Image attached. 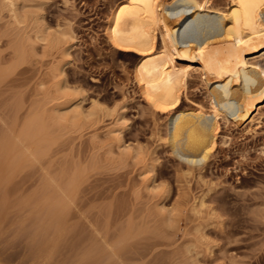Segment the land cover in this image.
Segmentation results:
<instances>
[{"label":"rangeland","instance_id":"1","mask_svg":"<svg viewBox=\"0 0 264 264\" xmlns=\"http://www.w3.org/2000/svg\"><path fill=\"white\" fill-rule=\"evenodd\" d=\"M119 1L0 0V263L264 264V102L187 168L107 36Z\"/></svg>","mask_w":264,"mask_h":264},{"label":"bare ground","instance_id":"2","mask_svg":"<svg viewBox=\"0 0 264 264\" xmlns=\"http://www.w3.org/2000/svg\"><path fill=\"white\" fill-rule=\"evenodd\" d=\"M230 3L221 9L212 0H120L108 20L109 40L141 55L136 81L167 114L166 143L187 168L207 162L220 119L251 124L264 102V66L248 59L264 51V0ZM193 69L208 87L209 113L181 108Z\"/></svg>","mask_w":264,"mask_h":264}]
</instances>
